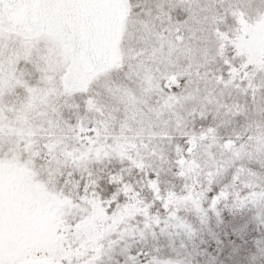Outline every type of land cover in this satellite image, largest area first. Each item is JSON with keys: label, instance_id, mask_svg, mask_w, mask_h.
Segmentation results:
<instances>
[{"label": "snow or ice", "instance_id": "obj_1", "mask_svg": "<svg viewBox=\"0 0 264 264\" xmlns=\"http://www.w3.org/2000/svg\"><path fill=\"white\" fill-rule=\"evenodd\" d=\"M0 264H264V0H0Z\"/></svg>", "mask_w": 264, "mask_h": 264}]
</instances>
